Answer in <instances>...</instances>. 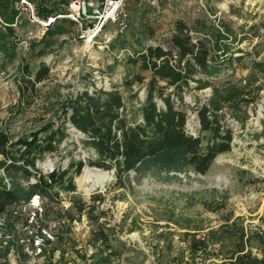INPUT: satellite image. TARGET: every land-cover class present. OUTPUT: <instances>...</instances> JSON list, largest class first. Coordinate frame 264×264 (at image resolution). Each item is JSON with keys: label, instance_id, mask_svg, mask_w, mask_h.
I'll list each match as a JSON object with an SVG mask.
<instances>
[{"label": "rangeland", "instance_id": "1", "mask_svg": "<svg viewBox=\"0 0 264 264\" xmlns=\"http://www.w3.org/2000/svg\"><path fill=\"white\" fill-rule=\"evenodd\" d=\"M0 3V118L4 128L14 141L35 139L36 144L45 143L50 133L62 128L65 131L63 137L58 133L56 150L37 159V168L30 177L34 182L39 175L47 176L55 169L52 191L59 193V201L49 204L40 196L23 206L22 220L29 218L34 225L24 226L21 220L14 237L30 257L24 261L15 246L8 260H0V264H98V257L91 256L99 252L90 241L92 230L102 222L110 237L109 264H213L235 248L233 222L248 228L261 224L264 88L242 115L247 116L246 120L227 115L234 132L231 150L219 154L206 175L191 173L190 179L184 174L180 175L182 180L147 176L132 185L126 182L120 186L112 172L87 163L92 153L81 144L84 135L66 117L67 99L95 87H116L130 107L139 106L145 99L151 73L132 64L129 58L151 43L167 44L180 19L190 26L201 21V29L192 32L196 37L205 32L203 25H213L223 34L221 43L229 58H224L219 74L212 78L217 84L245 83L243 80L251 76L255 85L264 87V70L254 67L264 64V0H126L117 19L110 21L91 45L80 37L79 27L66 19L50 28L52 34L26 39L25 32L38 30L37 25L28 23L23 15L10 29L6 18L15 5L4 0ZM42 63L50 66L49 78L37 85V91L23 93L22 83L32 79ZM136 74L145 76L143 84L127 86L125 83ZM210 91H187L185 100L196 107ZM131 93L137 95L132 100ZM188 111L189 125L196 130L195 112ZM87 169L92 172L90 181H84ZM69 185L75 190L70 191ZM98 193L104 200L93 202L92 196ZM72 197L95 203L93 216L86 212L80 215L70 207ZM68 207L80 218L72 222L59 218ZM215 207L220 208L213 210ZM37 211L43 214L33 219ZM41 228L54 236L51 243L45 244L51 251L49 257L28 246V237ZM186 231L196 232V237L186 235ZM194 240L203 241L208 253L194 249ZM213 252L220 259L206 258Z\"/></svg>", "mask_w": 264, "mask_h": 264}, {"label": "trees", "instance_id": "2", "mask_svg": "<svg viewBox=\"0 0 264 264\" xmlns=\"http://www.w3.org/2000/svg\"><path fill=\"white\" fill-rule=\"evenodd\" d=\"M15 3L17 0H4ZM64 2L66 0H59ZM45 0L39 1L40 16H47L58 7L47 8ZM2 4L0 3V14ZM18 11L12 9L6 18V26L12 29ZM197 20L192 26L183 20H177L168 43L146 46L130 57L132 64H139L140 69L150 71L151 75L146 83V96L139 106H129L121 90L116 87L106 89L95 87L93 90L79 91L67 99L69 114L66 119L84 135L80 141L82 146L91 151L87 159L90 166L112 172L116 183L125 186L126 182H140L147 176L164 180H182L181 174L189 179L191 173L206 175L215 158L230 151L234 141V132L228 123L227 115L237 120H246L242 116L245 110L255 101L256 96L264 88L255 85L251 76L242 82L226 81L217 84L212 78L219 74L220 63L229 58L221 34L213 25H203L202 36H194L201 28ZM206 24V22H204ZM53 28L46 34H52ZM217 48L214 53L213 50ZM222 59V60H220ZM238 60L242 57L238 56ZM254 67L264 70V64L257 63ZM50 66L42 63L34 73V77L27 83H22L24 92L37 91V85L48 79ZM145 76L136 74L132 80L125 83L132 87L134 82L143 84ZM255 85V87H253ZM211 89L206 99L196 107H190L185 100V93L190 90ZM137 95L131 93L130 100ZM161 101V103H160ZM193 110L197 119V128L190 127ZM59 135L64 136L63 128L60 132L50 133L45 143L36 144V140L14 141L4 128L0 118V260H8L12 250L17 248L26 261L30 254L24 251L22 245L15 241L16 226L21 222L23 206L31 203L36 195H40L49 204L59 201V193L52 191L56 171L45 176L39 175L34 182L30 177L34 174L36 161L43 153L56 150V140ZM21 145V146H20ZM36 146V147H35ZM84 162H81V165ZM70 191L75 186L69 185ZM93 202L104 200L98 193L92 196ZM79 214L84 212L93 216L97 206L95 203L82 201L79 197H72V206ZM68 207L65 218L69 222L76 217ZM220 207L212 208L217 210ZM45 208L44 213L48 214ZM43 212H35L37 218ZM97 218V217H96ZM261 224L255 228L245 225L231 224L232 234L236 236L235 248L226 258H219L218 253H211L206 258H217L213 264H264V216ZM29 218L22 220L24 226L34 225ZM106 223L98 224L91 232V244L97 252L91 258L98 257V264H109L111 254L110 237L106 232ZM44 228L35 235L28 237L29 247L35 252L38 246L35 242L42 239L40 254L50 256L51 251L45 244L51 243L44 232ZM191 229V228H189ZM188 229V230H189ZM197 230V229H191ZM196 237V232H185ZM57 238L63 236L56 233ZM20 246V247H19ZM102 248L100 250L99 248ZM193 247L203 253H208L203 241L194 240ZM205 258V259H206Z\"/></svg>", "mask_w": 264, "mask_h": 264}, {"label": "built area", "instance_id": "3", "mask_svg": "<svg viewBox=\"0 0 264 264\" xmlns=\"http://www.w3.org/2000/svg\"><path fill=\"white\" fill-rule=\"evenodd\" d=\"M40 0H17L14 5L18 13L15 18V25L23 15L24 19L31 24H35L38 30H28L25 32L26 39L42 38L46 32L56 24L59 20H68L77 25L81 31L80 37L84 39L85 44L91 45L96 38L103 32L105 26L110 21H115L124 6L126 0H45L44 5L47 8L57 6L58 10L51 12L47 16L39 14ZM155 1V0H153ZM66 8V11L61 12V8ZM51 25L48 26L47 23ZM150 45H153L152 43ZM147 45V46H150ZM55 169H53L54 171ZM52 171V172H53ZM40 195L33 197L31 203L39 199ZM44 234L53 239L49 231L43 229ZM42 239L38 238L35 242L40 252Z\"/></svg>", "mask_w": 264, "mask_h": 264}, {"label": "bare ground", "instance_id": "4", "mask_svg": "<svg viewBox=\"0 0 264 264\" xmlns=\"http://www.w3.org/2000/svg\"><path fill=\"white\" fill-rule=\"evenodd\" d=\"M48 26L51 25V22L50 23H47ZM92 179V172L87 169L86 170V176L84 177V181H90Z\"/></svg>", "mask_w": 264, "mask_h": 264}, {"label": "water", "instance_id": "5", "mask_svg": "<svg viewBox=\"0 0 264 264\" xmlns=\"http://www.w3.org/2000/svg\"><path fill=\"white\" fill-rule=\"evenodd\" d=\"M99 169V168H98ZM104 177L106 176V175H103Z\"/></svg>", "mask_w": 264, "mask_h": 264}]
</instances>
